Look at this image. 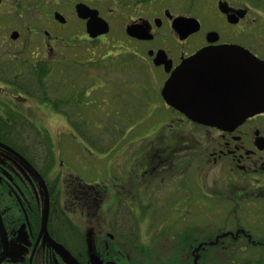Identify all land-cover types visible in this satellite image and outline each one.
<instances>
[{
	"label": "flooded vegetation",
	"instance_id": "obj_1",
	"mask_svg": "<svg viewBox=\"0 0 264 264\" xmlns=\"http://www.w3.org/2000/svg\"><path fill=\"white\" fill-rule=\"evenodd\" d=\"M43 1L0 0V8L11 4L26 17ZM98 1L54 0L45 8L60 26L73 10L80 19L77 4L96 10L108 32L89 38L80 19L87 39L118 32L123 46L132 45L137 72L156 73L147 86L132 76L119 79L134 89L132 112L147 115L139 121L146 134L131 143L137 144L130 155L139 159L137 170L114 171L118 155L107 162L105 179L83 181L28 139L45 122L32 120L29 96L0 88V264H264V108L241 122L235 116L247 111L258 87L252 63L264 64V0H185L183 9L174 0H114L105 13ZM119 8L120 22L109 15ZM178 17L199 26L180 39L173 27ZM12 31L15 42L20 32ZM42 33L40 60L50 61L62 40ZM159 51L163 63L154 65ZM183 59L188 111L201 118L162 96ZM58 93L56 110L44 101L41 112L65 128L82 127L68 113H96L95 98L84 102L75 92ZM110 98L100 107L107 115Z\"/></svg>",
	"mask_w": 264,
	"mask_h": 264
},
{
	"label": "rangeland",
	"instance_id": "obj_2",
	"mask_svg": "<svg viewBox=\"0 0 264 264\" xmlns=\"http://www.w3.org/2000/svg\"><path fill=\"white\" fill-rule=\"evenodd\" d=\"M184 1L174 0L177 7L182 9ZM47 2L48 4L45 5L43 1V4L40 5L41 9H38L37 12L36 10L28 12L26 17H18L14 13L15 11L13 12L14 8L11 4L0 8V88L4 89L6 93L9 90L13 91V94L23 93L12 86L11 81L16 78L23 79L28 70L27 67L32 62L41 59L42 32L46 30L51 36L56 34L62 41H60V45L57 43V51L51 53L49 60L54 64L62 65L53 66V74L50 78L55 81L61 77V90L67 97H72V92H75L74 96L80 95V100L84 102L95 98L96 113L91 114L87 111L68 113L73 120L82 122L81 128L69 130L59 124L60 121H52V118L47 114L45 116L42 114L41 93L35 91L33 96L29 97L31 99L29 104L33 106L32 120L41 122V118L44 117L45 122H42L43 125L37 124L39 131L35 128L34 132L29 131L28 139L34 138V144L39 145V148L47 147L50 155L56 158V164L58 161H62L64 168L71 169L88 183L105 179L107 162L118 155L115 160V163L118 164L113 165L117 166L114 171L122 172L124 169L125 172H135L139 159L137 156L131 158L130 155L137 148V144L131 145V143L141 136L140 133H145L139 125V121L147 115L141 112L134 113V110L132 112V109L129 108L131 100H133L134 106L138 103L137 97L133 93L134 89L130 88V84L121 82L119 79L123 76H132L138 81V84L144 80L147 86L148 80L153 81L156 73L147 69H139L137 72L136 61L128 53L132 45L123 46L125 41L118 32L114 31L105 40L89 41L84 32V22L77 19L74 10L66 18L65 26L51 23L53 10L47 11L45 6H52L54 0H47ZM63 4L67 6L66 3ZM96 5L100 7L101 13H105L107 9L114 6V0H99ZM120 12L121 8L118 9V12L109 15L120 22ZM27 27L38 28L40 33L35 34L32 29L30 31ZM112 28L117 29L113 24ZM15 29L20 34L19 38L13 42L8 35L11 30ZM118 45L123 46V49L115 47ZM70 63L74 66L65 65ZM65 68L67 69L64 72L67 74L63 75ZM138 74H142L144 78L135 77ZM17 75L19 76L17 77ZM90 75L94 77L89 78ZM64 77L66 78L65 82ZM107 91L111 93V98L107 101V106L111 104L112 108L109 115L100 109L109 96ZM50 93L57 97L56 92L55 94ZM126 100H129L127 106H125ZM35 105H39V107L37 108ZM80 106L84 108L82 103ZM26 114L29 118L31 117V113L26 112ZM34 133L39 135L35 137ZM112 146L113 151L110 152ZM85 147L91 150V154Z\"/></svg>",
	"mask_w": 264,
	"mask_h": 264
},
{
	"label": "water",
	"instance_id": "obj_3",
	"mask_svg": "<svg viewBox=\"0 0 264 264\" xmlns=\"http://www.w3.org/2000/svg\"><path fill=\"white\" fill-rule=\"evenodd\" d=\"M75 11L80 19L86 20L85 31L89 38H95L98 35H102L108 32V24L101 19L96 10L88 8L84 4H77ZM54 19L58 23H65V19L62 15L54 13ZM191 26H199V23L195 19L178 17L174 19L173 27L180 35V39L185 38L188 28ZM130 28H128L129 31ZM18 37L16 31H12L9 35L11 40H15ZM164 53L162 51L157 52L153 59L154 65H160L163 63ZM263 62L257 60L256 65L252 63V74L257 81V90L250 94L251 103L245 109L247 111H241L237 113V122H241L245 117L255 114L263 110L264 108V66ZM186 59H183L180 65L171 73L167 79L162 96L167 104L173 106L176 109L181 110L187 116L201 118L200 113H191L188 111V104L186 102ZM249 74V73H248ZM256 75V76H255Z\"/></svg>",
	"mask_w": 264,
	"mask_h": 264
},
{
	"label": "trees",
	"instance_id": "obj_4",
	"mask_svg": "<svg viewBox=\"0 0 264 264\" xmlns=\"http://www.w3.org/2000/svg\"><path fill=\"white\" fill-rule=\"evenodd\" d=\"M71 63L65 65L74 66V64ZM56 64L58 66L62 65L60 63L59 64L56 63ZM56 64L52 63L51 61H45V60L34 61L31 63L29 67H27L28 70L26 74L23 76L24 77L23 79L19 80L18 78H16L12 80L10 84L12 86H15L17 90H20L21 92L27 94V96L29 97L33 96V92L39 91L41 93L40 102L41 103L44 101L51 102L54 109L56 110L58 103V96H59L58 92H60V90L62 89L61 88L62 83H60V81H62L61 77H59L60 80L58 78L55 81L50 78L51 74H53L52 73L53 66ZM67 68L63 70V75L67 74L66 72H64ZM18 76L19 75H17V77ZM65 80L66 78L64 79V82ZM47 92H53L54 94L56 92L57 97L55 95L52 96V93L49 94Z\"/></svg>",
	"mask_w": 264,
	"mask_h": 264
}]
</instances>
